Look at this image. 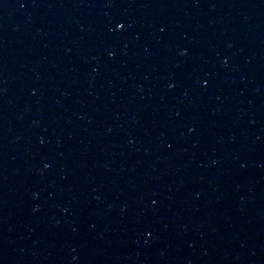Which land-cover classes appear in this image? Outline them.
Listing matches in <instances>:
<instances>
[{
  "label": "water",
  "instance_id": "obj_1",
  "mask_svg": "<svg viewBox=\"0 0 264 264\" xmlns=\"http://www.w3.org/2000/svg\"><path fill=\"white\" fill-rule=\"evenodd\" d=\"M0 264H264V0H0Z\"/></svg>",
  "mask_w": 264,
  "mask_h": 264
},
{
  "label": "snow or ice",
  "instance_id": "obj_2",
  "mask_svg": "<svg viewBox=\"0 0 264 264\" xmlns=\"http://www.w3.org/2000/svg\"><path fill=\"white\" fill-rule=\"evenodd\" d=\"M123 27H124V25H123V24H121V25H120V28H121V30L123 29Z\"/></svg>",
  "mask_w": 264,
  "mask_h": 264
}]
</instances>
